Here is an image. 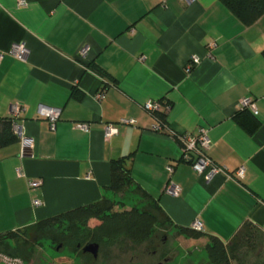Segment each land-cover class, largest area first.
I'll list each match as a JSON object with an SVG mask.
<instances>
[{
  "label": "crops",
  "instance_id": "0c3cea01",
  "mask_svg": "<svg viewBox=\"0 0 264 264\" xmlns=\"http://www.w3.org/2000/svg\"><path fill=\"white\" fill-rule=\"evenodd\" d=\"M24 1L0 0V118L17 128V140L0 147V243L61 212L123 199L109 189V163L123 156L128 188L157 204L176 232L199 219L204 240L226 244L245 225L264 233V14L246 25L220 0ZM15 43L28 49L24 60L8 53ZM192 55L200 62L186 72ZM242 98L257 110L251 133L235 121ZM147 100L161 104L164 133L151 131L158 118L144 110ZM40 106L60 110L53 130ZM107 123L117 133L105 136ZM168 130H205L208 156L229 174L205 182ZM21 135L33 139V157H21ZM239 167L242 177L232 174ZM38 178L31 190L28 180ZM169 181L177 196L163 191Z\"/></svg>",
  "mask_w": 264,
  "mask_h": 264
},
{
  "label": "rangeland",
  "instance_id": "374dc122",
  "mask_svg": "<svg viewBox=\"0 0 264 264\" xmlns=\"http://www.w3.org/2000/svg\"><path fill=\"white\" fill-rule=\"evenodd\" d=\"M122 194L123 199L114 198L116 205L113 211H120L125 204H118L129 200L133 202V205H128L130 209L136 207L144 210L150 206L133 189L125 188ZM140 202L141 205L136 204ZM99 224V220L90 219L79 231L66 230L63 224L53 232H36L29 239H25L22 234L14 238H2V264H223L213 262L208 257L206 247L212 244L211 239L187 237L161 222L153 226L152 234L145 241L135 242L124 234L103 241L99 244L97 257L83 253L75 246L52 241L55 234L67 236L73 233L83 238ZM241 230V243L233 246L226 264H264V233L251 226Z\"/></svg>",
  "mask_w": 264,
  "mask_h": 264
},
{
  "label": "trees",
  "instance_id": "16d2710c",
  "mask_svg": "<svg viewBox=\"0 0 264 264\" xmlns=\"http://www.w3.org/2000/svg\"><path fill=\"white\" fill-rule=\"evenodd\" d=\"M220 1L246 25L253 23L264 14V0ZM156 115L159 121H164L160 113L157 112L155 116ZM246 115L250 117L249 121H244L242 119V116ZM235 121L248 133L253 132L258 126V122L248 109H239V112L235 116ZM16 140L17 135L14 129V120L12 118H0V147ZM128 160V156H123L113 159L109 163V189L115 193L128 188L133 182L130 170L127 166ZM115 203L116 201L103 197L93 203L78 206L46 219L39 220L34 224L24 227L20 231L8 232L1 237L14 238L16 235L22 234L25 239H29L32 234L36 232L43 234H46V231L53 232L56 227L59 228L63 224H65L66 230L79 231V228L85 227L90 219L99 220L100 224L90 229L83 238H78V236L73 233L67 236L55 234V236L52 237V241L62 242L64 245H72L75 246L77 250H82L85 244L92 242L100 244L105 240L123 234L135 242L145 241L152 234V229L155 224H160V222L164 224L168 223V216H165V214L161 212L162 210L157 204H151L149 208L144 210H138L136 207H133L130 210L113 211V207L116 205ZM241 229L226 244L216 238H210L212 244L206 247L208 257L213 262L226 264L233 246L237 245V243H241ZM178 231L180 234L187 237H201L203 232L194 230L191 227H178Z\"/></svg>",
  "mask_w": 264,
  "mask_h": 264
},
{
  "label": "built area",
  "instance_id": "2783aa9c",
  "mask_svg": "<svg viewBox=\"0 0 264 264\" xmlns=\"http://www.w3.org/2000/svg\"><path fill=\"white\" fill-rule=\"evenodd\" d=\"M184 1H191V0H184ZM18 5H25L24 0H17ZM86 52V48H82L80 53L84 55ZM8 53L13 55L15 58L19 60H24L28 54V49L26 48L24 43H15L13 44ZM4 53L0 52V60L3 58ZM144 57L142 56L141 59ZM200 59L196 55L190 56L188 63L186 65V72H190L193 66L199 64ZM102 94H98V97H101ZM239 109H248L253 114L257 113L255 104L252 99L250 98H242L239 101ZM161 104L158 101L154 100H147L143 104V108L146 112L154 115L156 112L160 110ZM24 107L21 105H13L12 112L14 116H19ZM39 115L48 120L50 128L53 130L55 128V122L57 121L60 110L57 108H47L40 106ZM118 124L124 125H133L135 120L130 118H120L117 121ZM76 126L82 130H88V125L83 122L76 123ZM165 125L161 121H156L151 126V131L155 133H164ZM17 128H15V131ZM104 133L105 136L109 137L115 133H117L116 124L107 123L104 125ZM166 135L170 138L177 139L179 141L180 149H181V160L187 162L190 165L191 170L201 176L205 182H209L216 174L219 173H226L229 174L228 170L224 167L219 166L216 164L207 154V150L210 147L211 140L205 130H201L198 134H193L191 132H183L178 133L173 130H168ZM21 157H33L34 156V141L32 138L28 136L21 135ZM167 170L169 173L172 172L173 166L168 165ZM17 173H21V169H16ZM244 172L243 167H239L237 170L232 172L237 177H242ZM42 184L41 179H31L28 180V187L31 190H36ZM163 191L169 195L177 196L180 192V188L178 185L174 184L173 182L169 181L165 184ZM34 206H38L41 204V200L34 198L32 200ZM192 229L203 231V223L199 219H195L191 226Z\"/></svg>",
  "mask_w": 264,
  "mask_h": 264
},
{
  "label": "water",
  "instance_id": "95a60500",
  "mask_svg": "<svg viewBox=\"0 0 264 264\" xmlns=\"http://www.w3.org/2000/svg\"><path fill=\"white\" fill-rule=\"evenodd\" d=\"M98 251H99V244L95 243V242L85 244L82 247V252L83 253H89L93 257H97Z\"/></svg>",
  "mask_w": 264,
  "mask_h": 264
}]
</instances>
